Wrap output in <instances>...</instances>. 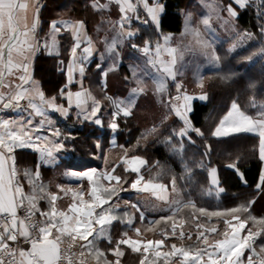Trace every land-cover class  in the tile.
Returning <instances> with one entry per match:
<instances>
[{"label":"snow or ice","instance_id":"6c2138e0","mask_svg":"<svg viewBox=\"0 0 264 264\" xmlns=\"http://www.w3.org/2000/svg\"><path fill=\"white\" fill-rule=\"evenodd\" d=\"M113 6L118 13L115 21L109 18ZM89 7L97 17L94 23L84 18L53 19L44 31L43 0H0V111L16 113L0 115V264H123L128 250L137 255L138 264H264V215L254 214L257 199H264V170L255 191L236 206L209 209L198 204L192 188L198 174L206 172L211 186L201 189L204 195L212 196L214 189L219 197L225 188L220 186L218 169L204 163L213 146L190 115L194 99L209 100L206 80L231 90L235 97L230 107L208 135L222 143L230 142L225 138L251 135L258 140V157L264 162V80H245L226 71L216 35L218 27L232 32L235 42L225 52L231 59L264 66V41L259 47L246 44L257 34L236 23L239 10L255 8L258 35L264 37V0H201L198 14L181 10L184 26L178 43L163 29L167 14L163 0H91ZM65 39L67 47L62 44ZM125 48L139 55L132 57L135 62L122 76L127 94L115 96L109 94L108 77L119 72ZM45 54L57 60L64 77L54 95L35 78V63ZM188 57L203 58L214 70L205 75L197 68L198 97L179 81ZM92 64L99 95L85 85ZM74 85L79 86L75 91ZM149 95L161 114L140 133L134 151L118 145L123 149L119 162L103 170H75L69 162L66 175L77 181L75 185L57 183L53 188L44 182L41 166L54 165L58 154L67 151V143L77 138L60 126L61 121L72 120L80 128L106 127L115 145L125 128L131 132L128 125L139 99ZM90 134L96 136L93 151L107 164L104 144L96 131ZM194 137L203 142L200 160L188 158L189 148L197 145ZM141 142L145 152L149 144L165 147L179 172L136 154ZM25 149L38 153L40 163L21 171L17 157ZM226 167L235 169L247 184L236 163ZM142 169L153 174L146 176ZM129 189L160 201L159 218L147 221L139 201L123 199L121 194ZM129 207L139 213L141 224L147 221V227H135ZM114 222L130 228L135 238L124 231L114 239ZM146 233L160 238L149 239ZM104 243L107 247L102 248Z\"/></svg>","mask_w":264,"mask_h":264},{"label":"trees","instance_id":"16d2710c","mask_svg":"<svg viewBox=\"0 0 264 264\" xmlns=\"http://www.w3.org/2000/svg\"><path fill=\"white\" fill-rule=\"evenodd\" d=\"M167 6L166 15L163 17V29L164 31L178 32L181 27V15L180 8L183 5L184 0H163ZM256 10L245 9L240 12L239 23L242 28H257V20L255 16ZM44 23L46 21L44 20ZM150 31V29L148 30ZM264 41V37L259 38L256 42H253L259 47L260 43ZM256 48L251 49L255 51ZM248 53H242V55H247ZM54 59L50 56L42 55L36 61V75L37 72L43 74L42 77L45 80V84L58 85L64 78L62 75L55 74V67L53 64ZM226 71L230 70L232 72H237L239 76L244 77L245 80L251 78L256 81L264 80V66L262 63H256L255 65H250L244 63L242 58L231 59L228 56L223 62ZM213 69L207 71L206 75H211ZM39 76V75H38ZM49 89V88H48ZM204 91L208 92L209 100L207 102L200 101L199 99H194L192 102L193 112L190 114L192 122L196 127L201 128L202 131H205V134L208 138V142L213 146V152L210 157L203 158L205 165L216 166L219 169L220 175V185L225 188V192L220 194L219 197L216 196V193L213 189L212 196H206L202 193L201 189L211 187L207 184L206 176L207 173L198 174L193 181V198L197 200V203L208 207L209 209L216 208H226L236 206V204L242 202L245 197L250 196L256 188V184L259 182V177L263 169V162L259 160L258 157V140L251 135H243L240 139L232 140L228 139L230 142L222 143L216 141L210 135H208L209 130L213 127V124L218 122L219 118H222L226 114L227 109L230 107L231 99L235 97V93L229 89L219 86L218 83L214 81H205ZM200 93H197L198 97ZM245 99L244 96H241V100ZM251 111V110H249ZM158 113L154 117L158 116ZM148 117V116H147ZM150 123L147 125L150 126L152 121V116L148 117ZM128 128L131 129V132L128 131L122 132L120 134V140L123 141L127 149L131 152L135 150V145L137 138L140 136V133L146 128H141V125H137L135 117L130 120ZM126 130H128L126 128ZM84 134V131L79 130L77 133ZM132 136H131V135ZM197 140V145L194 148H189L188 158H195L196 160L202 159L200 153L204 151L203 142L194 137ZM74 141H79V147L84 150H90L94 138L92 136H78ZM123 154V151L120 147L111 148L109 150L108 157L111 159V163H108L111 166L114 162L117 161L118 157ZM136 154L143 155L148 158L150 161L154 162L159 160L162 164H166L170 167L175 168L179 172V167L173 163V160L169 157L168 150L162 145H151L149 144L148 150L143 151V142H141V149L136 152ZM230 163H236L239 168V172L243 173L244 179L247 181V184H244L237 174L235 169L228 168L226 165ZM146 176L152 175L153 172L143 170ZM130 196V199L139 201L141 206L144 209H149L150 205L158 203L156 199L149 198L145 195L138 194L133 192ZM240 197L238 200L237 197ZM147 201V202H145ZM148 207V208H147ZM254 214L255 215H264V199H257V203L254 205ZM187 211V210H186ZM187 231L188 228L186 227ZM194 230V229H193Z\"/></svg>","mask_w":264,"mask_h":264},{"label":"crops","instance_id":"0c3cea01","mask_svg":"<svg viewBox=\"0 0 264 264\" xmlns=\"http://www.w3.org/2000/svg\"><path fill=\"white\" fill-rule=\"evenodd\" d=\"M43 3L46 5V9L43 11L42 16H41V27L44 29V31H47V25L53 19L84 18V19H88L89 21L94 23L96 18H97L89 7L91 0H43ZM200 4H201V0H184L183 5L181 6L179 11L181 12V10H187V11H191V12L198 14L200 11H202ZM248 9H252V8H248ZM243 10H245V9L239 10V13ZM109 18L112 19L113 21L118 19V13L115 10V6H113V11H112L111 16ZM44 20L46 21V23H44ZM183 21H184V18L181 15L180 31H178V32L165 31L167 33H172L176 37V43L179 42L180 33H181L183 26H184ZM236 23L238 24L239 29L247 30V31H250V32L257 34L254 37L253 41H246L245 42L246 44L256 42L257 40H259V38H261L258 35V31H259L258 28H256V29H253L250 27L242 28L240 26V23H239V18L236 21ZM91 27H92V24L90 23V25H89L90 30H91ZM91 34L94 35V33H91ZM216 35L219 37V41L217 42L218 51H219L220 55L222 56L223 62H224V60L228 57L227 55H225L226 50L229 47H231L232 43L235 42L232 39L233 34L230 31H225L222 27H218L217 31H216ZM62 44L64 45V47H67L68 46V40L67 39L63 40ZM61 51L63 52L64 49L62 48ZM134 55H139V54L138 53H131V50L129 48L124 49V61L120 67L119 72L109 74V77H108L109 94H112L115 96L127 94L126 85L123 83L122 76L128 74V66L135 62L132 59V57ZM50 58L52 59L53 57H50ZM64 58H66V53H65ZM188 59H192V58L188 57ZM199 62H202V63L198 67H199V69H203V73L205 75H206L207 71L212 70V68L206 62L203 61V58H200ZM108 63H110V61ZM53 64L55 67V74L62 75L60 73V71L58 70L56 59H54ZM198 67L195 64L193 66L191 64H188L186 70L183 71V74L181 75V76H183L181 81H183V82L185 81V82L189 83L191 77L192 78L195 77V74L197 73ZM37 74L39 76L36 75V63H35V78L41 82V84L43 85V87L47 93L54 95L56 92V89L58 88V86H61V82L63 80L60 83H58V85L54 84V85H52L53 87H51L50 85L48 86L47 84H45V80L42 77L43 74L40 73V70H39V72H37ZM86 76H87V78L85 80V85L87 87H90L91 90L95 94L99 95L100 94V86L98 83L99 77L97 74V70L95 68V64L88 66V71L86 73ZM78 87H79L78 85H74L73 91L77 90ZM154 101L155 100L151 95L146 96V97H141L138 101L139 107L136 109L135 116H137V117H139L140 115L152 116L153 114L159 113L153 106ZM0 115L13 116L14 117V116H16V113L15 112L5 113V112L0 111ZM135 121H136V123L138 122L136 117H135ZM73 125H74V121H72V120H69L67 122H64V121L60 122V126L62 128L70 129L76 137L83 136L84 134L86 136L87 135L92 136L94 138L93 144L96 142V136H93L90 133L93 131H96V134L100 137V141L104 144V155L107 156V164L105 163L103 158H97L100 156V154L97 152H94L93 147H91L90 150H87V149L84 150V147H83V149L79 147V141H70L66 145L67 151L61 152L58 154V159L54 165L49 166V165L45 164V165L41 166V168H40L42 179L44 180L45 183L51 182L53 188H54L55 184H57V183H65V184L72 183L73 185H75L77 183V181L74 178L70 179L66 175V173L68 171H70L67 167L69 162L76 166L75 170H80V171L87 170V168H89V167L97 168L98 170H103L105 167L109 166L108 163H111L110 162L111 159H110V157H108L109 150L111 148L119 147L118 145H124L125 148H127L126 144L120 140V134L116 136V144L113 145L111 143L112 133L109 132L106 127L103 130H96L91 126H88L86 128H80L79 125H75V126H73ZM106 125H107V116L105 113V126ZM137 125H141V128H143L145 126V125H142L140 123H137ZM122 127H123V125H122ZM77 129L84 131V134H80V132L77 133ZM126 131L127 130L125 128L123 130V132H126ZM105 133H106V137H105ZM122 151H123V149H122ZM120 157H118L116 162H119ZM39 163H40L39 154L31 151L30 149L22 150V152L17 157V166H18V168L21 169V171L25 168L34 169ZM212 167L217 168L216 166H212ZM143 170L144 169H142V171ZM262 170H264V162H263V169ZM218 173H219V169H218ZM219 179H220V175H219ZM133 192H135V191L129 189L128 191L123 192L121 195H122L123 199L129 200L132 203H136L135 200L130 199V196H132L131 194ZM142 195L147 196L146 194H142ZM156 201H158V200H156ZM124 207L125 206L123 205V200H122L121 201V208L124 209ZM161 208H162V204L160 201H158V203H155L154 206L150 205L149 209H144L142 207V210L145 212V215L147 217V221H151V220L159 218V216L162 214ZM127 211L130 215H133L136 217L135 227H141V228L147 227V221L145 224L140 223L139 213H137L135 211V209H132L129 207V208H127ZM124 231H128L129 234L133 235V237H134V233L132 232V230L130 228L125 227L124 224L114 222V225L112 228V235H113L114 239H118L119 236L121 235V233H123ZM146 237L149 239L160 238L158 234L154 235L153 233H146ZM172 242H176L179 244V241H172ZM186 243H191V242L186 241ZM101 247L102 248L107 247L106 243L102 244ZM123 264H138L137 255L131 253V251L128 250L125 254V257L123 258Z\"/></svg>","mask_w":264,"mask_h":264},{"label":"rangeland","instance_id":"374dc122","mask_svg":"<svg viewBox=\"0 0 264 264\" xmlns=\"http://www.w3.org/2000/svg\"><path fill=\"white\" fill-rule=\"evenodd\" d=\"M191 58L192 59H188V61H189L188 64H191L192 66L195 64L198 67L202 63V62H199L200 61V58H193V57H191ZM188 64H187V66H188ZM187 66H186V68H187ZM200 71L203 72V69H200ZM180 77H179L180 82L183 83L184 88L187 90V92L190 95H193V96L196 97L197 96V93H200L201 92V90L196 87V81L198 80V74L197 73L195 74V77L194 78L191 77L189 83H187L185 81L184 82L181 81V79L183 78V76H180ZM153 106L159 112L158 113V116H156L158 118L160 116V114H161V109H160L159 105L155 101L153 103ZM154 116H155V114L152 115V117H154ZM135 117L137 118V121H138L137 123H140L142 125H145L144 127H148L147 124L150 123V120H151V118L150 119L148 118V117H150L149 115H148V117L147 116H143V115H140L139 117H137V116H135ZM126 133H128V130H127Z\"/></svg>","mask_w":264,"mask_h":264}]
</instances>
